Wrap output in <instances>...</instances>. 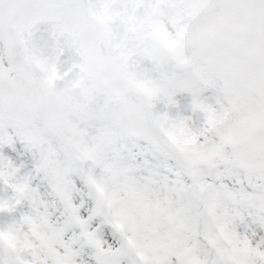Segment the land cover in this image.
<instances>
[{
  "label": "snow or ice",
  "instance_id": "obj_1",
  "mask_svg": "<svg viewBox=\"0 0 264 264\" xmlns=\"http://www.w3.org/2000/svg\"><path fill=\"white\" fill-rule=\"evenodd\" d=\"M0 264H264V0H0Z\"/></svg>",
  "mask_w": 264,
  "mask_h": 264
}]
</instances>
